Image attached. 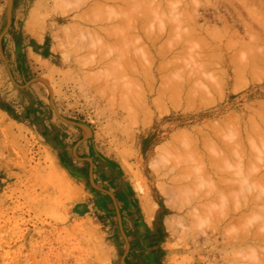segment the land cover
<instances>
[{
  "label": "rangeland",
  "instance_id": "rangeland-1",
  "mask_svg": "<svg viewBox=\"0 0 264 264\" xmlns=\"http://www.w3.org/2000/svg\"><path fill=\"white\" fill-rule=\"evenodd\" d=\"M0 264H264V0H0Z\"/></svg>",
  "mask_w": 264,
  "mask_h": 264
}]
</instances>
